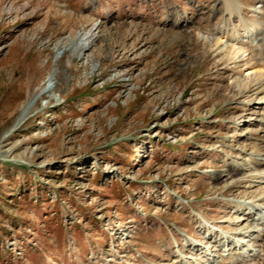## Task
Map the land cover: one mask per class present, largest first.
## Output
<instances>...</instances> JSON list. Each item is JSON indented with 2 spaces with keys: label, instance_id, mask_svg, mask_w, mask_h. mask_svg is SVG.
Instances as JSON below:
<instances>
[{
  "label": "rangeland",
  "instance_id": "374dc122",
  "mask_svg": "<svg viewBox=\"0 0 264 264\" xmlns=\"http://www.w3.org/2000/svg\"><path fill=\"white\" fill-rule=\"evenodd\" d=\"M225 8L0 0V264H236L224 240L249 242L248 206L264 220V172L215 176L241 149L264 152V121L233 85L246 66L232 43L207 31ZM23 67L34 83L15 99Z\"/></svg>",
  "mask_w": 264,
  "mask_h": 264
},
{
  "label": "bare ground",
  "instance_id": "6f19581e",
  "mask_svg": "<svg viewBox=\"0 0 264 264\" xmlns=\"http://www.w3.org/2000/svg\"><path fill=\"white\" fill-rule=\"evenodd\" d=\"M219 1L226 2L225 10L226 15L228 16L223 17L220 23H216L217 26L214 25L213 27L208 28L207 31L215 37L214 41L212 40L215 45H221L226 40L230 41L232 45H228L229 51L234 58H238L235 62H244L246 68L244 71H241L240 74L236 72V74L231 77L232 82L233 85L239 87L240 89L245 88L248 92L255 91L258 99H256L249 107V114L251 115L249 121H256L260 123V121H264V0L261 1L263 2L261 5L262 10L255 11L257 13L256 17H247L243 14V12H241L242 9H238L237 5L230 0ZM102 9H104V7ZM239 10L241 13L239 16L240 23L238 26V23L236 25H232V16H235V12H238ZM189 22V19H181V21L175 22V24L187 25ZM98 27L99 25L97 28ZM91 31L92 33L88 37L84 38L83 43L78 44L81 50H85L86 48L88 49L91 46L90 38L94 33L92 29ZM206 39L208 40L207 36ZM77 48L78 46H76L75 49ZM241 56L243 58H240ZM34 71L35 70L31 67H23L18 71V73L16 71L18 80L15 79L11 83V88L13 87V90L15 91L11 97L17 99L23 96L26 89L32 87L34 83ZM56 78L58 79L56 87H59L60 81L65 79L64 74L60 72L57 74ZM24 81L25 83H22ZM19 82L22 86L20 89L15 90V87H17L16 85H18ZM12 100L14 101V99ZM29 109L26 110L28 111ZM40 123H43V121ZM259 130V132L262 133L261 139H264V127H260ZM247 152L248 151L246 149H241V151L239 150V152L236 153V155H238L237 158H244L245 160L243 162H239V160L235 159L236 156L230 158V160L226 163V167L215 177L228 181L229 179L235 178V171L243 176L251 175L256 172L259 173L260 171L264 172V158L258 159L253 157L254 155L264 153L263 150L259 151V153H256L257 149L250 153ZM242 153H245L248 157L242 156ZM261 177H264V175H261ZM262 181H264V179H262ZM248 207L247 210L243 212L244 216L242 218L250 222L246 226L248 233L245 235L249 237V240H247L249 242L244 243L237 241L234 243L229 237L224 240L225 242L227 241V245L231 244L230 247H227L229 251L232 249V253L231 255L230 253L228 254L227 259L229 258L232 263L236 264L246 263L252 259L256 260L258 255H264V220L254 216V213H251V209L254 208V204ZM259 210L261 211V209L257 207L256 211ZM209 226L212 227L210 224ZM236 250H240V254L234 252ZM262 263L264 264V261H262Z\"/></svg>",
  "mask_w": 264,
  "mask_h": 264
}]
</instances>
